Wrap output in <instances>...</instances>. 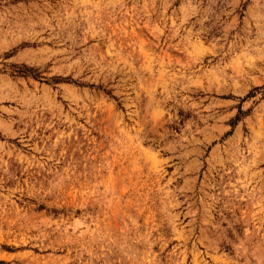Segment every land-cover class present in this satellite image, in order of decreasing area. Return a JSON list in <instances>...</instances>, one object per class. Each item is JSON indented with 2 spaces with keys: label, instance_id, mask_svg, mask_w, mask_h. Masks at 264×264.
<instances>
[{
  "label": "rangeland",
  "instance_id": "obj_1",
  "mask_svg": "<svg viewBox=\"0 0 264 264\" xmlns=\"http://www.w3.org/2000/svg\"><path fill=\"white\" fill-rule=\"evenodd\" d=\"M0 261L264 264V0H0Z\"/></svg>",
  "mask_w": 264,
  "mask_h": 264
},
{
  "label": "trees",
  "instance_id": "obj_2",
  "mask_svg": "<svg viewBox=\"0 0 264 264\" xmlns=\"http://www.w3.org/2000/svg\"><path fill=\"white\" fill-rule=\"evenodd\" d=\"M0 264H6V263H3V262L0 261Z\"/></svg>",
  "mask_w": 264,
  "mask_h": 264
}]
</instances>
